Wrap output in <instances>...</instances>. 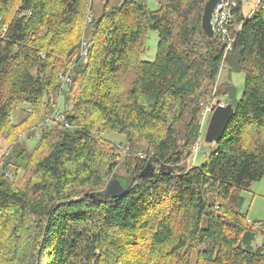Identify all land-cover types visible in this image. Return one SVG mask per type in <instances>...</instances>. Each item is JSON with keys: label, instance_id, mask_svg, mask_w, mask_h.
Segmentation results:
<instances>
[{"label": "trees", "instance_id": "trees-1", "mask_svg": "<svg viewBox=\"0 0 264 264\" xmlns=\"http://www.w3.org/2000/svg\"><path fill=\"white\" fill-rule=\"evenodd\" d=\"M208 1L156 0L152 11L104 0L96 12L94 0H0V264H264V223L242 212V193L264 177V0L248 15L247 0H229L227 53L204 32ZM149 31L153 61L142 59ZM222 68L244 73L239 99ZM216 97L234 116L205 162L186 167ZM21 105L30 112L15 123ZM38 130L29 152L20 144ZM115 175L124 195L91 196Z\"/></svg>", "mask_w": 264, "mask_h": 264}, {"label": "rangeland", "instance_id": "rangeland-1", "mask_svg": "<svg viewBox=\"0 0 264 264\" xmlns=\"http://www.w3.org/2000/svg\"><path fill=\"white\" fill-rule=\"evenodd\" d=\"M108 1L110 2V6H113L121 0H108ZM94 2H95L94 7L96 9V12H100L104 0H94ZM257 2L258 0L245 1L244 6H243L244 14L245 15L251 14L257 5ZM148 5H149L150 10L152 11H155L158 9L156 0H148ZM0 19H1V16H0ZM158 41H159L158 33L155 31H149L147 35V43H146L147 49H146V52L142 55L143 60H146V61L155 60ZM220 81L230 82L236 90V98L237 99L240 98V96L242 95L244 81H245V75L243 72H230V70L226 68L221 75ZM223 90H224V87L222 88V91ZM64 100H65L64 98L61 99L62 105L59 107V110H60L59 113H62L65 109ZM44 110L45 111H42L39 114H37L36 117H38V120L37 122H35L36 126L41 125L42 122L45 120V117L47 116L48 112L46 111L45 107H44ZM28 112H30V110H28V106L21 105L13 113V117H12L13 122L18 123L22 121L28 115ZM206 131H207V128L205 127L203 129L202 144L201 146L198 145L197 147H195V154L187 159V162L185 163L186 167L203 164L206 160V155L210 153V151L214 150V148H216V145L214 143L209 144L205 142ZM40 132L41 131L38 130L36 133L37 136H35V138L31 140L25 139V141L21 143L20 145L24 144V147L27 149V151L29 152L32 151L35 147V144L38 142ZM103 136L117 145H121V143L125 141L124 137L111 133V132H104ZM8 146H9V141L5 140L4 135H0V158L8 154V151H7L9 150ZM120 161H121V164L119 168L115 171V173L126 175V169L123 164V160H120ZM19 173L20 174L17 179V182L21 183L23 172H19ZM123 181L124 183H126L125 178H123ZM242 194L244 197V204L242 207V212L246 215L247 221L249 223H254V222L264 223V177L261 181L253 183L251 188L247 191H244ZM262 242H263V236L259 234L253 243V247L255 248L256 246L262 244ZM195 255L196 253L192 255V263L195 262Z\"/></svg>", "mask_w": 264, "mask_h": 264}, {"label": "water", "instance_id": "water-1", "mask_svg": "<svg viewBox=\"0 0 264 264\" xmlns=\"http://www.w3.org/2000/svg\"><path fill=\"white\" fill-rule=\"evenodd\" d=\"M221 0H209L204 9L202 26L204 32L209 36H214V30L211 24L213 11L217 4ZM235 113V109L232 103H228L225 106H219L215 109L210 117L207 127L205 142L209 144L218 143L225 134L230 121ZM154 168L151 164H148L146 168L141 172L140 177L145 178L152 175ZM126 182V180H125ZM127 191V182L124 183L123 177L115 175L108 183L104 192L92 193L91 196L96 200L101 199H117L125 194Z\"/></svg>", "mask_w": 264, "mask_h": 264}, {"label": "built area", "instance_id": "built-area-1", "mask_svg": "<svg viewBox=\"0 0 264 264\" xmlns=\"http://www.w3.org/2000/svg\"><path fill=\"white\" fill-rule=\"evenodd\" d=\"M260 2L258 0L257 4ZM236 8V4L229 0H221L213 11V16L211 20V24L214 30V34L219 37L223 43L225 44L226 53L232 49V44L234 42V37L231 31L232 22L234 21V9ZM241 25H238L236 29H239ZM84 47L86 43L84 42ZM83 56H88V51L84 48ZM225 69H221V74ZM60 78H63V75H60ZM66 83L69 82V78H64ZM217 88L215 89V92ZM227 102L221 100L220 98L216 97L213 98L212 101L206 106L204 113L202 114V121L203 123L206 122L207 118L213 114L215 109L219 106H225ZM56 121H64V116L62 114L56 113L55 115ZM199 149V147H198Z\"/></svg>", "mask_w": 264, "mask_h": 264}]
</instances>
